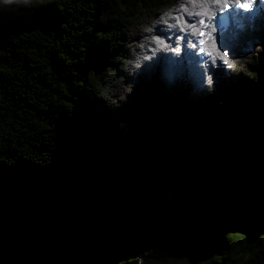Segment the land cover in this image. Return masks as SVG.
Segmentation results:
<instances>
[{
    "label": "trees",
    "instance_id": "obj_1",
    "mask_svg": "<svg viewBox=\"0 0 264 264\" xmlns=\"http://www.w3.org/2000/svg\"><path fill=\"white\" fill-rule=\"evenodd\" d=\"M185 3L0 0V264H264V21Z\"/></svg>",
    "mask_w": 264,
    "mask_h": 264
},
{
    "label": "snow or ice",
    "instance_id": "obj_2",
    "mask_svg": "<svg viewBox=\"0 0 264 264\" xmlns=\"http://www.w3.org/2000/svg\"><path fill=\"white\" fill-rule=\"evenodd\" d=\"M189 5L193 6L192 10ZM257 6L264 8V0H186V3L180 4L177 9L183 10V14L173 17L179 25V31L185 34L175 37V46L169 49L166 39L161 36L152 35L149 39L156 49L170 50L177 54L181 52L180 41L183 40L187 47H198L199 52L208 55L213 63L216 59L214 53L222 57L225 63H229L227 53L221 51L216 43L217 21L220 16L227 15L228 11L237 15H254ZM184 14L189 19H185Z\"/></svg>",
    "mask_w": 264,
    "mask_h": 264
},
{
    "label": "rangeland",
    "instance_id": "obj_3",
    "mask_svg": "<svg viewBox=\"0 0 264 264\" xmlns=\"http://www.w3.org/2000/svg\"><path fill=\"white\" fill-rule=\"evenodd\" d=\"M242 16L245 17V20H247V19L251 20L253 18L256 22L257 21H259V22L264 21V8L257 6V11L255 12L254 15H251V16L242 15ZM227 22H228V16L227 15L220 16V19L217 21V25H218L217 29L225 30L226 26H227ZM248 49H249V45L247 47V50ZM247 50H246V52H247ZM197 52H199V50H197ZM200 54L203 55L202 53H200ZM207 58H208V55H205V54L200 57L201 61L202 60L207 61L206 60ZM120 130H121V134H122L121 137L123 138L124 144L127 145V139H126L127 130L125 129L124 126H120ZM142 161H143V159H142Z\"/></svg>",
    "mask_w": 264,
    "mask_h": 264
},
{
    "label": "water",
    "instance_id": "obj_4",
    "mask_svg": "<svg viewBox=\"0 0 264 264\" xmlns=\"http://www.w3.org/2000/svg\"><path fill=\"white\" fill-rule=\"evenodd\" d=\"M169 198H170V195H169V197L167 198V200H166L165 202L162 203L161 207H164V206L167 204ZM126 218H127V216H126ZM155 220H156V217L154 216L153 219H152V223H155ZM46 221H47L46 219H42V220H40V221H37V223H42V222H46ZM135 228H136V230H137L138 232H142L138 227L135 226Z\"/></svg>",
    "mask_w": 264,
    "mask_h": 264
},
{
    "label": "clouds",
    "instance_id": "obj_5",
    "mask_svg": "<svg viewBox=\"0 0 264 264\" xmlns=\"http://www.w3.org/2000/svg\"><path fill=\"white\" fill-rule=\"evenodd\" d=\"M2 2H4V3L17 2V3H19L20 0H2Z\"/></svg>",
    "mask_w": 264,
    "mask_h": 264
},
{
    "label": "bare ground",
    "instance_id": "obj_6",
    "mask_svg": "<svg viewBox=\"0 0 264 264\" xmlns=\"http://www.w3.org/2000/svg\"><path fill=\"white\" fill-rule=\"evenodd\" d=\"M203 55H204V54H203ZM203 55H201V54L199 53V56H200V57L203 56ZM207 59H208V58H207ZM207 59H206V60H207ZM200 60H201V59H200ZM204 61H205V60H204ZM204 61L202 60L201 62H204Z\"/></svg>",
    "mask_w": 264,
    "mask_h": 264
}]
</instances>
